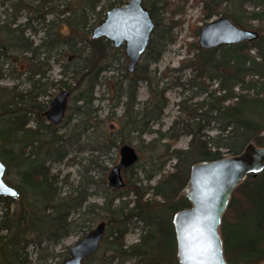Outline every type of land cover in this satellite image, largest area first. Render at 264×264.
I'll use <instances>...</instances> for the list:
<instances>
[{
  "label": "trees",
  "instance_id": "trees-1",
  "mask_svg": "<svg viewBox=\"0 0 264 264\" xmlns=\"http://www.w3.org/2000/svg\"><path fill=\"white\" fill-rule=\"evenodd\" d=\"M52 1L0 0L13 11L3 14L4 18L0 15V159L6 166V182L20 193L18 199L0 197V264H30L27 249L31 244L59 243L94 223L100 216L98 210L103 217L107 215L109 227L98 252L109 255L106 260L102 258L101 264H180L173 219L178 212L191 208L184 190L192 167L240 155L251 142L264 148V0H196V4H202L203 20L228 16L237 26L257 31L260 37L255 42L213 50L200 48L196 41L191 43L187 53H192V57L184 59L175 71L190 70L193 76L187 83L178 77L173 85L193 92L177 104L186 118L178 116L165 132L154 130L153 126L162 121L169 106L170 88L163 82L168 74L164 72L158 78L157 71L150 67L161 61L169 45L176 43L173 30L178 23L164 28L157 20L155 8H148L156 26L141 59L145 63L140 65V61L134 72L128 68L124 79L112 88L114 97L117 95L116 106L123 103L125 107L117 135L105 133V121L99 119L94 108V92L101 75L118 62L119 51L105 39L86 37L89 52L74 62L71 72L76 86L64 81L66 72L59 81L50 82L46 65L52 54L71 45L76 37L84 39L79 31L88 26L87 14H68L72 33L67 36L56 32L58 20L47 19ZM99 3L100 0H85L91 12H96ZM117 5L127 4L115 0L110 7ZM247 5L253 10H247ZM229 6L234 11H229ZM23 11L27 19L20 23ZM104 20L103 15L100 24ZM35 22L43 26L45 33L39 43L36 38L40 31ZM201 29L192 26L191 34L198 38ZM20 62L29 63L24 71L30 86L26 92L1 84L8 73H23ZM141 83L147 84L149 97L138 108ZM55 86L67 89L70 95L81 89V104L71 108L76 122L68 121L64 134L45 116L48 106L44 98ZM201 96L200 102L186 105L188 100ZM210 131L216 134L211 136ZM125 132L136 135L143 143L144 136L158 135L145 146L151 153L146 163L137 166L143 160L139 157L136 165L125 170L137 175L135 181L129 179L128 192L123 194L122 189L107 187L104 205L91 204L93 189L99 182L84 174L79 185L64 195L66 182L60 173H53L52 165L64 163L73 151H89L90 167L100 166V158L117 148L118 140L122 146L128 145ZM182 136L192 138L187 150L176 148ZM170 161L175 164L167 170ZM139 173L147 181L146 186ZM157 176L160 179L151 185ZM103 182L106 183L104 178ZM131 195L133 199H125ZM140 224L143 232L138 242L128 245L127 236ZM220 234L227 264H264V171L257 177L249 175L235 189Z\"/></svg>",
  "mask_w": 264,
  "mask_h": 264
},
{
  "label": "rangeland",
  "instance_id": "rangeland-1",
  "mask_svg": "<svg viewBox=\"0 0 264 264\" xmlns=\"http://www.w3.org/2000/svg\"><path fill=\"white\" fill-rule=\"evenodd\" d=\"M115 0H100L99 5L96 8V12H91L85 5V0H53L49 5L51 8L48 10L47 19L48 20H58L57 25L55 26L56 32H61L64 35H70L72 33V27L68 24L69 18L68 14H87V21L88 26L87 30L82 31L80 29L79 33H81V38H74L71 40V45H66L61 47L55 51L50 60L46 65L47 77L50 82H57L59 81L63 75V72H66L67 75L65 76L64 81H67L68 84L72 86H76L74 79V75L71 73L73 69L74 62L78 60L80 56L87 55L89 52V43L86 40L88 37L90 40L92 38L93 30L100 25V20L107 12L115 7H122V5H117L110 7ZM125 4H128L132 0H123ZM144 5L147 8H152V6L156 10L157 20L161 22L163 25L162 27H166V25L176 24L173 33L176 36V43L169 45L167 50L163 54L161 61L157 64H154L150 67V70L157 71V77L164 72L168 75L164 78L163 82L166 87L170 88L168 91V99H169V106L164 112V116L162 121L159 124H155L153 126L154 130H162L167 131L174 123V120L180 116L181 119L186 118V114H181L178 109V102L183 99H188L192 96L193 92L185 91L182 87H176L174 82L177 81L178 77H183V82L187 83L186 80L190 79L193 76L192 71L185 70L182 72H176L175 70H179L181 68V63L184 59L192 57V53L188 54V48L191 43L194 41L198 42V38H195L192 35V26L203 27L204 25L208 24L211 21H215L216 19L222 16H215L210 19L203 20V13H202V4H196V0H143ZM84 8V9H83ZM229 11H234V8L231 6L228 7ZM247 10L252 11L253 7L247 5ZM6 10H8L6 12ZM85 12L83 13V11ZM13 11L10 9L9 5L6 4L5 6L0 3V15L4 18L3 14H12ZM27 13L25 11L20 13L19 22L24 23L27 19ZM67 14V15H61ZM101 14V16H100ZM64 20V21H63ZM73 25V24H72ZM34 26L40 31L39 35L37 36V43L40 42V38L45 36V33L41 30L43 28L39 22H35ZM74 26V25H73ZM55 29H53L55 31ZM87 33V34H85ZM119 52L116 53L118 58V62H116L110 71H107L101 75L100 84L95 88L94 97V108L98 110L99 119L104 120V128L105 133L110 135L111 133L117 132L120 133L121 130V123L120 118L122 117L125 107L123 103L116 106L117 104V95L112 94V88L118 84L127 74V69L129 66V59L126 56L125 47L117 49ZM124 53V55H123ZM23 61V60H22ZM145 60L143 59L140 63L144 64ZM22 66L20 70L21 73H8L5 79L2 81V85L5 87H19L21 91L26 92L29 89V84L26 82V73L25 70H28L29 63L20 62L18 64ZM15 64V67L18 66ZM214 88L216 87V83H212ZM188 88V87H187ZM63 91H68L67 89L63 88L60 89V86L51 87L48 91V96L44 98L48 108L52 101ZM81 91V89H80ZM80 91H75L70 95L67 113L65 119L59 127L60 134H64L67 132L69 128V122L71 119L73 123L76 122V115L73 113L72 107L75 108L78 106V93ZM149 97V90L146 83L140 84V89L138 93V108H141L143 103ZM203 96L197 97L193 100H188L187 106L195 105L196 103L202 100ZM126 98L122 99V102H125ZM47 108V109H48ZM96 134L100 135V132ZM95 134V135H96ZM211 136L216 134V131L208 132ZM97 135V136H98ZM158 135L150 134L143 137V141L138 139L136 135H128L126 132L124 137L126 138V144L132 146L136 149L139 154V157H143V160L138 162L137 166L146 163L145 159L148 160L151 153L145 148L146 144L151 140L155 139ZM192 138L190 136H182L179 142L176 145L177 149L187 150L189 149L190 142ZM122 144L120 140H118V147L114 148L109 155L102 156L99 160L100 166H93L90 167V161L92 159V154L89 151H82L77 152L73 151L68 159L61 164H54L52 165L53 173H60L61 179L65 180L63 187L64 195L70 193L72 191V187H76L82 180V176L84 174H88L89 176H93L94 180L99 182V185L94 187L93 195L90 199L91 204H97L99 206H103L106 197L105 189L109 187L108 185V175L112 168L119 165L121 157H120V149ZM141 150L143 152H141ZM141 152V153H140ZM175 161H170L167 165V170H172ZM106 167L107 170L105 171L103 168ZM136 171H140V168H136ZM141 172V171H140ZM14 176V175H12ZM137 175H132L131 172L123 171V177L126 182V186L129 183V179L133 182L136 180ZM103 178L105 179V184L103 182ZM139 178L142 181V184L146 186L148 183L144 179L142 173H139ZM160 179V176L155 177V179L150 183L151 185H155L157 181ZM122 188L121 193L126 194L128 192L127 187ZM127 200L133 199V196H129L125 198ZM100 216H97V220L89 224L88 227L82 228L79 232L72 233L71 236H68L61 240L59 243H54L52 241H44L41 245L37 243L31 244L28 249V257L31 261L30 264H63L65 260L70 258V251L71 248L80 240L84 239L92 230H94L98 224L101 222L108 221V217L105 214V218L102 216V211L98 210L97 212ZM2 215V208L0 206V218ZM140 228L135 227L131 230L130 234L127 236V244L132 245L135 244L140 234L143 232L142 225H139ZM109 227L107 226V233ZM109 253H105L103 255V251L92 256L90 258L89 263L101 264L102 258L108 257Z\"/></svg>",
  "mask_w": 264,
  "mask_h": 264
},
{
  "label": "water",
  "instance_id": "water-1",
  "mask_svg": "<svg viewBox=\"0 0 264 264\" xmlns=\"http://www.w3.org/2000/svg\"><path fill=\"white\" fill-rule=\"evenodd\" d=\"M155 22L143 0H132L127 5L109 10L105 20L93 30V39H105L115 48L125 47L129 71L134 72L148 49ZM257 31L237 26L230 17L222 16L204 25L198 45L204 50L255 42ZM70 93L61 92L45 113L47 120L60 125L65 119ZM0 140V149H1ZM120 163L111 169L108 185L112 189L126 186L123 171L139 161V154L130 145L120 149ZM264 171V148L251 142L237 156L214 162H201L191 169L184 195L191 208L178 212L173 219L180 264H227L220 227L235 189L249 176L257 177ZM6 166L0 159V197L18 199L20 193L5 180ZM107 224L101 222L70 251L63 264H95L86 262L98 252L106 236Z\"/></svg>",
  "mask_w": 264,
  "mask_h": 264
},
{
  "label": "flooded vegetation",
  "instance_id": "flooded-vegetation-1",
  "mask_svg": "<svg viewBox=\"0 0 264 264\" xmlns=\"http://www.w3.org/2000/svg\"><path fill=\"white\" fill-rule=\"evenodd\" d=\"M143 4H144V1H143ZM144 6H145V5H144ZM145 7H146V6H145ZM146 8H147V7H146ZM147 9H148V8H147ZM148 10H149V9H148ZM149 11H150V10H149ZM106 234H107V229H106ZM103 240H104V239H103ZM101 243H102V242H101ZM100 247H101V246H100ZM99 250H100V249H99ZM98 252H99V251H98ZM98 252L94 253L93 255L97 254ZM93 255H92V256H93ZM92 256H91V257H92ZM91 257H90V258H91ZM90 258H89V259H90ZM86 262H87V260H86Z\"/></svg>",
  "mask_w": 264,
  "mask_h": 264
},
{
  "label": "snow or ice",
  "instance_id": "snow-or-ice-1",
  "mask_svg": "<svg viewBox=\"0 0 264 264\" xmlns=\"http://www.w3.org/2000/svg\"><path fill=\"white\" fill-rule=\"evenodd\" d=\"M0 190H3V189H2V186H0ZM217 264H218V262H217Z\"/></svg>",
  "mask_w": 264,
  "mask_h": 264
},
{
  "label": "bare ground",
  "instance_id": "bare-ground-1",
  "mask_svg": "<svg viewBox=\"0 0 264 264\" xmlns=\"http://www.w3.org/2000/svg\"><path fill=\"white\" fill-rule=\"evenodd\" d=\"M137 242H138V241H137ZM137 242H136V243H137Z\"/></svg>",
  "mask_w": 264,
  "mask_h": 264
}]
</instances>
